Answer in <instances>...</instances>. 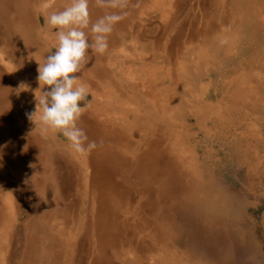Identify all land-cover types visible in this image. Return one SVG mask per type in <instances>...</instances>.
<instances>
[{
	"label": "bare ground",
	"instance_id": "obj_1",
	"mask_svg": "<svg viewBox=\"0 0 264 264\" xmlns=\"http://www.w3.org/2000/svg\"><path fill=\"white\" fill-rule=\"evenodd\" d=\"M71 2L0 0V264H13L24 203L19 264H216L219 165L264 162L260 131L237 120L264 123V0H89L92 23L128 15L77 74L89 89L78 126L98 144L87 156L26 115L49 90L37 79L57 46L47 16Z\"/></svg>",
	"mask_w": 264,
	"mask_h": 264
},
{
	"label": "clouds",
	"instance_id": "obj_2",
	"mask_svg": "<svg viewBox=\"0 0 264 264\" xmlns=\"http://www.w3.org/2000/svg\"><path fill=\"white\" fill-rule=\"evenodd\" d=\"M99 2L111 8L124 7L115 0ZM127 15L126 11L109 13L92 23L89 0H72L62 11H53L47 16L48 25L56 29L57 46L42 65L38 63L37 79L43 88L49 90L41 91L40 97H36L35 111L26 115L34 124L38 122L41 135L59 131L68 139L72 149L83 156L90 154L98 144L89 140L85 130L78 126L86 107L81 102L87 98L89 89L77 74L91 53L106 52L109 34ZM86 29H90L91 38ZM6 147L7 144L0 146V160Z\"/></svg>",
	"mask_w": 264,
	"mask_h": 264
},
{
	"label": "rangeland",
	"instance_id": "obj_3",
	"mask_svg": "<svg viewBox=\"0 0 264 264\" xmlns=\"http://www.w3.org/2000/svg\"><path fill=\"white\" fill-rule=\"evenodd\" d=\"M251 55L249 54L243 57L245 59L244 63L250 61L253 56ZM252 71L260 72L258 69H253ZM205 83L209 84L210 80H206ZM260 94H264V91L261 90ZM237 120L245 124H250L253 129L260 131L259 136H261L264 141V123L262 121L260 122V120L257 121L249 118L246 120V123V121L242 119ZM240 131L243 132L245 130L242 129ZM255 146V149H258V152L264 161V149L258 148V143L255 144ZM223 150L226 149L223 148ZM219 168L220 172L214 184L220 195V202L216 214L218 215L217 220L219 221L220 218L221 222V227H219L221 232L218 231V236L220 238L225 236V240H222L217 246L220 248L217 249L220 252V255L216 264H264V162L261 163V166L259 163L256 164L255 169L251 172L248 171L247 165L231 160L223 162L219 165ZM43 201L44 199H38L37 202L42 204ZM24 205L25 203L21 205V207L23 206L22 208L19 207L20 213L16 217L17 226L14 231V242L12 241L16 256H14L13 264H19L22 262L21 253L23 251L24 242L21 239H17V237H22L23 231L26 229V222L31 219L30 214H28V212L26 213V205ZM69 216L67 227L69 230L76 231L79 228V217L76 216V213H69ZM78 216H80V214H78ZM221 217L224 218V220ZM53 218L54 217H51V219ZM58 218L63 221V217ZM237 230L239 232H237ZM240 233L244 236H242V234L240 235ZM251 242L253 243L251 244ZM245 244L251 245L248 246ZM175 248L176 249L171 248L175 253L172 250H166V248L160 246H157L156 249L163 254L164 260L167 261L174 260V254L175 256L176 254L180 256L181 250L177 245ZM133 251L134 254H137L138 252L135 249H133ZM184 262L191 264L188 260H184Z\"/></svg>",
	"mask_w": 264,
	"mask_h": 264
}]
</instances>
